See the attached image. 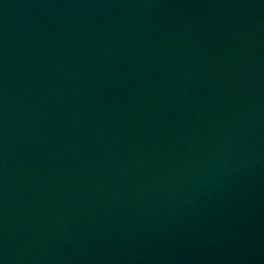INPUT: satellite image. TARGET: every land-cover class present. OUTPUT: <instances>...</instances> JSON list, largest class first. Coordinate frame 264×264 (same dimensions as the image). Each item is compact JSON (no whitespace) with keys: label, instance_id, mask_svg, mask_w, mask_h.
Returning <instances> with one entry per match:
<instances>
[{"label":"water","instance_id":"water-1","mask_svg":"<svg viewBox=\"0 0 264 264\" xmlns=\"http://www.w3.org/2000/svg\"><path fill=\"white\" fill-rule=\"evenodd\" d=\"M0 264H264V0H0Z\"/></svg>","mask_w":264,"mask_h":264}]
</instances>
